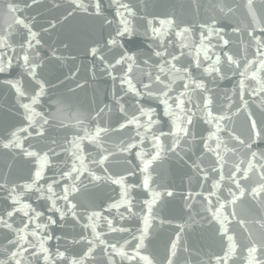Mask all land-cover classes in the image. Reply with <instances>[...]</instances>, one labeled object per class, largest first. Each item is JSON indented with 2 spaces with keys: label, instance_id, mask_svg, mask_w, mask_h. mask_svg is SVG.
Here are the masks:
<instances>
[{
  "label": "water",
  "instance_id": "water-1",
  "mask_svg": "<svg viewBox=\"0 0 264 264\" xmlns=\"http://www.w3.org/2000/svg\"><path fill=\"white\" fill-rule=\"evenodd\" d=\"M122 2L128 3L136 13L131 18V34L119 37L116 45H109L108 41L116 37L117 27H123L113 0H102L99 15L95 11V0H91L87 12L75 9L72 0H0V39L6 37L11 45L9 55L18 54L19 57L11 67L0 72V140L10 138L12 131L28 126L23 105L32 104L31 97L40 92L43 84L38 102L32 104L33 127L29 129L32 135L20 134L24 147L30 151L43 155L51 147L57 153L42 165L43 178L39 184L46 190L48 183L56 180L59 183L53 188L58 193L64 186L72 185L71 178L62 179L61 175L70 172L74 164L81 168L77 156L83 157L88 169L75 181V199L70 197L77 205L75 216L68 212L69 205L63 200L56 201L60 209L56 211L51 200L39 198L34 192H25L21 196L22 202L30 203L42 213L36 223L48 225L45 230H38L40 235L33 240L35 252L39 253L42 242L50 255L59 250L68 257L67 260L56 259L54 264L79 260L90 246L87 241L93 240L94 235L91 227L86 229L84 225L94 223L96 233L105 244L94 241L91 245L94 251L84 258L83 264H145L139 259L129 260L119 252L113 253L110 248L105 251V248L115 245L118 250L133 255L138 240L132 237L138 238L144 228L146 202L160 193L152 206L154 218L149 216L151 226L140 251L142 256H148L152 264H167L171 242L183 229V250H178L173 264H216V258L227 250V241L221 238L220 225L212 217L219 204L225 203V209L221 210L224 215L238 213L234 220L229 216L230 234L239 243L228 264H247L245 258L249 243L255 241L258 247L264 243V228L256 223L259 217L264 216V203L245 196L234 205L227 204L226 201L232 200L229 189L239 196L235 184L227 180V174L237 165L242 170L247 169L249 161L256 165L251 154L255 152L260 158L264 153V93L253 95V90L258 92L264 86V69L259 67L264 56L257 55L258 49L264 51L260 48L264 44V32L260 30L264 28V20H261L264 17V0H253L255 20L246 7L247 0ZM10 6L21 11H9ZM20 19L37 34L40 44L34 49L25 43L29 33L28 29L17 24ZM165 20H172V26L161 25L160 22ZM185 28L188 31L184 35H176ZM153 29L160 32L154 33ZM209 29L212 34L204 38L202 34H207ZM254 37L259 38V44ZM224 40L229 43L224 45ZM21 44H24L23 51ZM92 48L99 50L96 56L92 55ZM157 52L163 56H157ZM197 52L203 61L200 68L195 66ZM205 52L211 60L204 59ZM168 53L180 56L179 63H172L177 68L189 67L191 77L171 69L170 64L165 65V60L171 61ZM225 53L232 56L237 64L227 63ZM25 54L32 61L34 74H30L29 67L24 64ZM122 55L131 57V60L127 64L116 65L114 69L110 67ZM217 56H220V61L215 67L220 71L205 72L204 69L209 68ZM125 73L132 85L144 95L137 97L129 91L127 83H122ZM157 76H160L159 81L155 79ZM190 79L203 83L207 91L183 88L182 85L189 83ZM14 84L25 92L23 97L17 93ZM145 84L150 85V93L144 89ZM165 91L169 93L167 104L171 105L170 109L162 101ZM177 97L195 113L189 126L190 135L179 141L175 132L183 113L173 103ZM202 97L211 98L213 115L230 117L221 124L245 142L240 144L232 140L228 132L219 134L223 141L220 148L224 157L222 171L226 176L223 181L218 172L213 171V168H219L215 163L217 157L207 152L202 143L209 132L215 130L214 123L204 122L207 110L195 107L201 104ZM138 109H143L147 115H141ZM133 113L142 127L132 124L121 129L120 124L131 119ZM248 113L256 121V131L261 133L258 136L251 127ZM44 120L48 123L44 124ZM98 128L106 131L93 141L91 137L95 136ZM41 129L44 134L36 135ZM173 143H178L175 152L168 150ZM209 143L216 147L215 141ZM129 144L135 147L122 151ZM157 152L159 157L148 170L150 179L146 189L143 187L146 174L141 171L143 162L151 160ZM105 155L109 159L103 166L98 165L96 162ZM260 163H264V158H260ZM196 165L202 171H198ZM40 166L21 155L19 150L9 152L0 148V176L10 184L31 183ZM76 175L72 173L73 177ZM92 175L102 179L95 181ZM258 175V172L250 171L251 179L241 181V186L246 190L255 186ZM121 176L125 180L124 187L128 188L129 194L124 198L128 203L122 202L121 185L113 184L109 179ZM217 181L219 189L214 188ZM167 192L173 195L167 196ZM9 203L7 192H0V212L9 210ZM114 204L117 207H110ZM61 212L67 215L61 217ZM93 213L100 214V218L89 221L88 217ZM48 217L56 223L48 224ZM105 217L112 221L114 227L124 231H109ZM241 219L246 221L243 226L238 222ZM24 222L26 218L18 214L14 227H22ZM34 228L35 224L30 225L29 231ZM46 236L52 239H42ZM12 238L11 232L0 229V261L6 264H15L9 259L11 252L16 251L9 244ZM125 241L130 243L125 244ZM33 251L29 248L22 252L18 257L21 264H53L51 260L45 262L42 255H35Z\"/></svg>",
  "mask_w": 264,
  "mask_h": 264
},
{
  "label": "snow or ice",
  "instance_id": "snow-or-ice-1",
  "mask_svg": "<svg viewBox=\"0 0 264 264\" xmlns=\"http://www.w3.org/2000/svg\"><path fill=\"white\" fill-rule=\"evenodd\" d=\"M113 2L117 5L116 8V15L120 17V24L123 26L117 27L116 29V37L113 39H110L108 41L109 45H116L118 42L119 37H122L126 34H131V18L136 15V13L132 10V8L129 6L128 3L122 2V0H113ZM101 3L102 0H95V11L97 15L101 13ZM72 4L75 9H80L85 12L88 11V7L91 4V0H72ZM246 7L249 10V13L253 16V19L255 20V11H254V5H253V0H247L246 2ZM9 11H21L20 9L16 8L15 6H10ZM231 11V9H229ZM71 15V13H69ZM261 20H264V17H261ZM161 25H167V26H172L173 21L172 20H165L160 22ZM259 23V21H257ZM17 24L23 26L24 28L28 29L29 33V38L26 39L25 43L27 44L28 48L34 49L37 45L40 44V41L36 38L37 34L32 32L29 26L25 23L24 20L20 19L17 20ZM179 27V25H177ZM262 32H264V28L260 29ZM188 29H181V31L177 32L176 35L182 36L184 33H186ZM154 33H159V29H153ZM212 30L209 29V32L207 34H202L204 38H206L207 35H211ZM219 35V32L216 33ZM257 40V43L259 44V38L254 37ZM220 39H223V37H220ZM224 45H227L229 43L228 40L223 41ZM260 48H264V44L260 45ZM11 50V45L8 43V39L2 38L0 39V72H3L6 70V68L11 67L12 63L14 60H17L18 54L15 55H9V51ZM24 50V44H21V51ZM14 51V50H12ZM97 48H92L91 53L93 56H96L98 53ZM157 56H163V53L157 52ZM169 56H171V61L165 60L164 63L165 65H171V69H174L176 72H183L184 74L188 75L191 77V73L189 71V67L187 66H182L180 68L176 67V64L172 63V61H176L179 63L180 61V56L172 55V53H168ZM184 54L181 53V56ZM258 56H264V51H260L258 49ZM226 57V62L229 64H237V61L232 57L227 55L225 53ZM103 59V58H102ZM205 60H211V57L207 55L205 52L204 55ZM131 60V57H127L126 55H122L120 59H116L114 64H110V67L113 69L116 67V65H123L127 64ZM195 60V66L196 68H200L201 64L203 61L200 60V55L199 52H197L196 56L194 57ZM23 61L26 66L29 67V72L30 74L35 73V68L32 67V61L29 57L28 54H25L23 56ZM220 61V56L216 57V60L213 62V64L209 67L204 69L205 72H219L220 69L215 67L217 63ZM254 62H249V64H252ZM259 67L264 69V59L259 61ZM123 70V68H121ZM163 71V69H161ZM129 71H131V68H129ZM241 75H244V73H241ZM253 76H255V73H253ZM157 81L160 80V76H157L155 78ZM122 83H127L129 85V91L134 92V94L139 97L141 95H144L143 92H141L139 89H136L131 81L127 78V73H125L124 78L122 79ZM183 88L185 89H192L193 91L197 89H203L204 91H207L205 88V85L203 83L197 82L196 80H189V83H184ZM13 87L16 88L17 93L23 97L25 95V92L21 91L20 87L16 84L13 85ZM144 89L147 90L148 93L151 92V87L149 84L143 85ZM241 87L243 88V81H241ZM43 92V84L40 85V92L36 93L34 96L31 97L32 104H35L38 102V97L39 95ZM261 93H264V86H262L259 91L253 90V95L259 96ZM181 95H185V93H181ZM169 93L167 91L162 93V101L167 107L170 109L171 105H168V99H169ZM241 99L243 100V96H241ZM173 103L176 104V107L180 109V111L183 113V119L179 121V123L176 125V139L177 141L188 137L190 135V130L189 126L193 123V116L195 113L192 112L190 108L185 107V102L184 100L179 99L177 97L175 100H173ZM32 104H24L23 108L25 110L26 119L28 121V126L27 127H22L18 130H14L10 134V138H4L0 140V148L4 150H8L9 152H14L16 150H19L20 154L34 160L37 164H41L40 167H37L34 176L31 178L32 182L31 183H26L24 185L20 184H15L12 183L10 184L5 180L3 176H0V192H7V199L10 201L8 205V209L6 212H0V229H7L9 232L13 234V238L9 240V244L11 245L12 248L16 249V251H12L11 255L9 257L10 260H14L15 264H21V261L18 257L22 254V252L28 251L29 248H32L33 254L35 255H42L43 259L45 262L48 261H53V264L56 259H63L67 260L68 257L65 256V253L62 251L57 250V252L54 255L49 254V250L44 247L43 243L41 242L39 244V253L37 254L35 252L36 245L33 244V240L36 239L40 235V231H43L47 228V224H40L36 223V220L42 216V213L37 211L35 208L32 207L30 203L22 202L21 196L25 192H34V194H37L39 198L42 199H47L51 200L52 202V208L55 209L56 211H60V209L56 205L57 200H63L65 201L68 205V212H71L73 216L76 215L75 209L77 207L76 204L72 203V199H75L74 193L77 191V186L75 181L80 179V176L83 175L84 172L88 171L87 167L83 163V157L82 156H77V159L80 160L81 168L83 171H81V168H77L76 165L74 164L70 172H64L61 175V178H71L73 183L72 185L64 186L61 192H56L53 188L54 184H58L59 182L56 180H53L52 183H48L47 189L45 190L42 185L39 184V181L43 178V167L42 165L44 163H47L49 160L50 156H56L57 153L55 151V148H49L48 152H45L43 155H41L37 151H30L28 148L24 147V143L21 139V133H27L28 136H31L32 133L29 131L30 128L33 127V115L32 113L34 112V109L32 108ZM211 104L212 100L211 98L207 97H202L201 99V104L196 105L195 107L202 108L204 110H207V119H205V123L212 125L214 123L215 125V130L209 132V135L202 141L204 144V148L207 150V152L215 155L217 157L215 163L219 165V168H213V171H217L220 180L223 181L226 179V176L224 172L222 171L224 167V157L221 155L220 148L223 143V141L220 139L219 134L223 132H228L230 138L232 140L238 141L240 144H244L245 142L239 138V136L233 135L225 125L221 124V121H227L230 119V117L226 115H213V110L211 109ZM245 107H247V101L244 102ZM123 111V109H121ZM103 111V109L101 110ZM140 111L141 115H147L146 112H144L143 109H138ZM175 115V113H172ZM248 118L251 121V127L253 131L255 132V135H260L261 133L259 131H256V121L252 119V114L248 113ZM44 124H47L48 121L44 120ZM149 123H152L150 120ZM135 124L137 127H142L139 122V118L136 116L135 113L132 114L131 119H127L125 123L120 124V128H126L129 125ZM106 130L103 128H98L96 130L95 136L91 137L93 141H96L97 137L101 135L102 132H105ZM43 130L41 129L40 131L36 132V135L41 136L43 135ZM139 134V133H137ZM26 139V137H25ZM159 140V137L156 138ZM209 141H215L216 147L214 148ZM31 145H29V148ZM132 147H135V145H126L122 151H128ZM178 147V143H173L172 145L169 146V151L175 152ZM250 147V146H249ZM253 160L256 161V165H259L257 168L256 165H254L251 161L248 162V168L247 169H241L238 165L234 167L232 171H230L227 174V180H229L232 184H235V187L237 191L239 192V196L236 195V192H233L231 189H229V193L232 196V200L226 201L227 204L229 205H234L236 202L241 198L245 196H250L252 200H259L261 203H264V163H260V158H264V153L260 154V158H257V154L253 152L252 154ZM159 157V152L156 153V155H153L151 157V160L143 162V168L141 169L142 172H144L145 175V180L143 182V187L144 188H149V179L150 175L148 174L149 167L151 163ZM109 159V156H101V158L96 162L98 165L103 166L105 162ZM198 171H202V169H199V165H196ZM107 171V169H105ZM254 171L258 172V179L255 182V186L248 188L247 190L245 187L241 186V181H248L251 179L249 176V172ZM72 173H77L76 176H72ZM239 174V175H238ZM92 179L95 181H99L102 179L100 176H95L92 175ZM111 179L113 184H118L121 185L122 187V202L123 203H128L125 197L128 196V188L124 187V177L121 176L119 178ZM214 188L219 189L220 188V183L219 181L214 184ZM212 195H215V193H211ZM161 194L156 193L153 200L146 202L147 205V212L144 217V228L140 230V236L137 238L135 235H133L132 239L133 240H138V243L134 245L135 253L133 255H128L124 253L121 250H118L115 245H108L105 248V251H108L109 248L111 249V252L116 253L119 252L120 255L126 257L129 260H141L144 261L145 264H152V261L149 259L148 256H142L140 254L141 249L144 248V241L147 238L148 235V229L151 226L149 223V216L151 215L154 218L152 206L156 203V200L159 198ZM167 196H172V192H167ZM70 197L72 199H70ZM110 207H117L116 204L111 205ZM226 204L225 203H220L219 208L216 210L215 213H213V220H215L217 223H219L220 228L219 232L221 235L222 239H225L227 241V250L224 252L223 256H219L216 258V264H228V260L236 254L237 252V246L239 241L234 238L232 234H230V229L228 227L229 223L231 222L229 220V216L232 217L234 220L238 213L232 212L229 213L228 215H224L223 212H221L222 209H225ZM51 210V209H50ZM128 211L130 212L131 209L129 208ZM18 214H22L24 218H26V222L23 223V226H16L14 227L15 224V217ZM67 215L66 212H61V217H64ZM100 214L98 213H93L88 217L89 221H92L94 219H99ZM107 223V227L109 231L116 232V231H124V229H118L113 226V223L111 220H107V218H104ZM242 226L245 225L246 221L241 219L238 221ZM56 223L55 220H53L51 217H48V224H54ZM256 223L261 227L264 228V216L259 217V219L256 221ZM35 224V228L29 231L30 225ZM84 227L87 229L91 227L92 232H93V240H88L87 243L90 245L88 250L84 253V256L81 257L79 260H70L69 264H83V260L85 257H88L92 254L94 251V248L91 246L93 245L94 241H99L100 244H105V241L100 239V234L96 233V226L95 224H86ZM40 230V231H38ZM183 229H181V232ZM244 231L247 232L248 229L245 227ZM181 232H177L176 238L171 242L170 249H169V256L167 257V264H173V258L177 256L178 250H183L182 247V236ZM28 237H32V239H29ZM42 239H52L51 236H46L43 237ZM86 239V238H85ZM129 241H125V244H129ZM247 264H264V243L260 244L259 247L257 246V243L255 241H251L249 245L247 246V257L245 258ZM0 264H6L5 261H0Z\"/></svg>",
  "mask_w": 264,
  "mask_h": 264
}]
</instances>
